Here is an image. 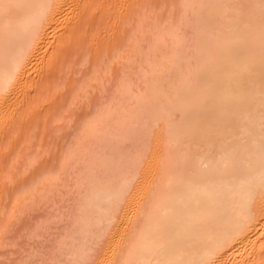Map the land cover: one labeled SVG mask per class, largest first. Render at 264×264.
I'll return each instance as SVG.
<instances>
[{"label": "bare ground", "instance_id": "6f19581e", "mask_svg": "<svg viewBox=\"0 0 264 264\" xmlns=\"http://www.w3.org/2000/svg\"><path fill=\"white\" fill-rule=\"evenodd\" d=\"M85 1L0 0V129ZM183 2L178 22L140 28L138 70L63 164L75 182L46 172L23 192L29 208L74 182L53 264H263L264 0Z\"/></svg>", "mask_w": 264, "mask_h": 264}, {"label": "rangeland", "instance_id": "374dc122", "mask_svg": "<svg viewBox=\"0 0 264 264\" xmlns=\"http://www.w3.org/2000/svg\"><path fill=\"white\" fill-rule=\"evenodd\" d=\"M183 3V0H88L85 9L79 12L80 19H76H79L76 21L78 26L74 27L76 23L68 29V34L65 31L62 38L58 34V39H64L57 46L60 48H56L57 52L53 49L50 50L52 53H47V56L50 54L45 60L48 70L44 68V73L40 70L41 74L33 75L29 92L23 96L24 99L22 97L21 109L19 112L17 109L18 113L15 111L0 129V264H53L61 235L73 225L78 195L73 190L71 192L75 195L68 192L73 188L66 187L71 183L66 182L58 194H53L56 192L54 189V196L46 197L48 200H40L42 192L38 191V199L36 195L34 201H24L26 205L30 204L26 208L23 201V205L19 204L23 192L37 178L46 177V172L61 173L67 181L76 176L73 174L71 178L70 174L75 171L64 169L63 164L83 135L89 119L107 103L109 105L119 95L121 83L129 76L132 78L133 71L138 70L135 63L131 69L130 60L137 56L131 54L130 47L134 39L137 41L140 28L153 32L158 21L178 22ZM151 31V35H147L149 38L146 37L148 41L139 46L141 49L149 48L151 40H154ZM190 41L193 43L192 39ZM127 59H130L129 64ZM140 84L144 89L145 83ZM25 194L28 196L29 192ZM19 205L18 211L22 212L21 206L24 211L21 216L16 212ZM101 248L103 250L104 247ZM36 249L39 252L33 258L31 255ZM100 249L97 255L101 254ZM261 261L264 264V254Z\"/></svg>", "mask_w": 264, "mask_h": 264}]
</instances>
